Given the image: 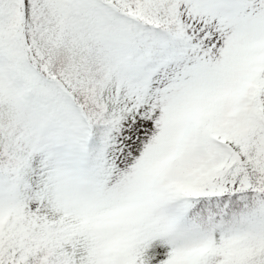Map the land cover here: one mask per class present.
<instances>
[{"label": "snow or ice", "instance_id": "6c2138e0", "mask_svg": "<svg viewBox=\"0 0 264 264\" xmlns=\"http://www.w3.org/2000/svg\"><path fill=\"white\" fill-rule=\"evenodd\" d=\"M0 264H264V0H0Z\"/></svg>", "mask_w": 264, "mask_h": 264}]
</instances>
